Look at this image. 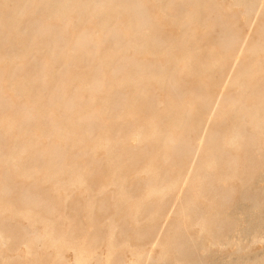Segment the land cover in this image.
Here are the masks:
<instances>
[{
	"label": "rangeland",
	"instance_id": "374dc122",
	"mask_svg": "<svg viewBox=\"0 0 264 264\" xmlns=\"http://www.w3.org/2000/svg\"><path fill=\"white\" fill-rule=\"evenodd\" d=\"M64 1L0 0V237L8 241L6 245L0 243V264H50L60 253L73 259V252L67 247L82 242L97 253L120 251L124 258H130L131 249L156 251L155 245L175 230L181 232L184 243H189L187 247L195 241L199 248L196 229L184 221L180 212L191 198L199 202L211 199L214 189L202 196L195 180L205 173L210 153L227 152L221 138L216 141L221 147L215 149L212 145V152L206 154L197 151V145L208 140L215 123L228 127L222 139L231 136L237 113L232 108L223 120L217 118L212 125L208 122L222 97L225 106L237 102V90L227 87L229 81L252 69V64L259 70L257 82L264 81L263 55L242 56L264 35L262 0H256L249 16L232 7L230 0H201L196 8L200 22L195 31L169 22L184 17L191 8L183 0H111L110 7H105L106 0H100L102 15L94 0ZM121 2L122 12L118 7ZM47 3L54 8L47 10ZM60 11L68 15L66 20H58ZM156 14L160 17L158 23L139 26ZM158 31L159 38L151 50L127 47L138 35L148 39ZM216 57H221L223 63L210 65ZM199 62L210 66L202 70ZM143 71L165 72L164 88L146 82L137 89L129 83V77L135 78ZM202 77L207 83L199 82ZM173 79L178 80L181 92V99H174L177 107L187 108L184 102L193 98L196 115H189L184 109L182 119L188 125L180 130L177 125L165 124L157 145L135 146V131L149 125L161 96L166 99L173 95L169 85ZM16 86L24 88L16 91ZM258 91L252 90L246 103L251 106L259 99L256 112L264 113V100ZM128 97L138 103L126 109L123 103ZM71 121L77 133L72 141L65 143L52 136L58 123ZM238 133L243 140L228 152L230 157L221 156L217 169L208 170V178L202 181L204 185L214 179L233 193L232 198L216 206L217 218L240 196V171L259 168L260 154H264V143L254 137L251 126L243 125ZM118 135L123 136V147L113 164L108 165L104 151L93 150L100 140ZM170 135V162L162 164L163 144ZM233 157L239 159L241 169L228 164L227 158ZM152 158L160 160L161 178L175 176L176 182L161 200L155 197L147 202L148 188L142 172ZM70 170L77 173L80 181L72 179ZM115 177L124 185L127 200L120 199L112 186ZM260 180L264 184V176ZM133 202L138 205L130 207ZM137 210L142 213L134 215ZM47 220L59 232L71 227L78 233L71 234L66 248L54 246L51 237L32 245L40 256L33 262L23 255L29 245L25 233L47 231ZM149 224H154V228H148ZM138 225H145L150 231L138 230ZM221 228L216 221L209 231L213 234L202 238L203 245ZM84 232L88 236L82 240ZM50 235L48 231L47 236ZM227 235H235L234 230L229 228ZM110 239L113 246H109ZM254 250L263 252L264 245H257ZM18 254L22 257L12 261Z\"/></svg>",
	"mask_w": 264,
	"mask_h": 264
},
{
	"label": "bare ground",
	"instance_id": "6f19581e",
	"mask_svg": "<svg viewBox=\"0 0 264 264\" xmlns=\"http://www.w3.org/2000/svg\"><path fill=\"white\" fill-rule=\"evenodd\" d=\"M73 1L75 0H65L64 4ZM183 1H185L191 8L187 12V14L179 20H169L170 24L179 26L180 28H187L193 31L198 30V23L200 21L198 19L199 13L196 8L198 5L201 4V0ZM230 1L232 7L240 9L242 13L246 16L250 15L256 5V0ZM94 3L98 12L101 13L103 2H100V0H94ZM111 4V0L105 1V7H110ZM261 4L264 6V0L261 1ZM118 7L121 8L122 12L124 10V2L118 3ZM45 8L47 10H50L54 7L52 4L47 3ZM139 10H143V8H139ZM119 13L120 10L118 9V14ZM102 14L103 12L101 13V15ZM67 18L68 15L63 14L62 11H60L58 20L64 21ZM147 19L148 20L146 22H142V24H140L139 26L152 27V25H155L159 22L160 17L158 14H156L154 16L151 15V17ZM161 26L163 25L161 24ZM116 34L118 36L121 35L119 32ZM159 34V31L155 32L154 36L148 39L145 38V35H138L132 41V43H129L127 45V47L134 50H140L145 47L144 50L149 51L153 48V43L156 42L157 38H159ZM168 54H170V51L168 52ZM251 55H255V57L263 55L262 57L264 58V35H261L258 40L254 42V44L249 46L246 51L242 53L243 57ZM191 61L192 59L188 60V62ZM222 63L223 59L221 57H216L213 58L209 64L216 66L217 64L221 65ZM198 64V67H203L202 70H207V68H209L210 66L206 62L204 64L199 62ZM250 67L252 69L248 70L246 73L238 77L233 78L227 83L228 88H235V90H237V102L235 104H230V107L229 104L225 106L224 97H222L220 100H218L219 102L217 104V107L213 110V113L208 119V122L210 123V125H212L215 123L217 118L223 120L224 114L230 112L229 110L233 109L234 111H236V117L233 118L235 120V123L234 127L232 128L231 136L226 139H222L221 135H223L224 130H227L228 127H225L223 124H221L222 122H220L215 123L217 126L213 131L211 130V132L208 133V140H206V142H197V151H199L200 153L204 152L206 154V152H212L210 147L212 145L215 149L218 146L221 147L219 141L216 144V141L221 138L220 141L224 143L222 145V148L224 152H227L225 154L216 151H214V153H210L208 160L205 164V173L201 177L199 176V179L195 180V183L200 189V193L202 196L206 197L205 192L214 189V195L211 197V199H204L199 202L191 198V200H188V203L185 206L186 208L184 207V209L180 212V214H183V217L185 218L184 221H189L191 224L190 227L196 229L198 233L197 240H200L199 248L195 246V241H192V243L190 242L192 246L187 247V244L189 243H184L181 232L179 230H175L170 233L168 237L162 239L159 243H157V245H155L156 251H141L137 249H131L129 251L131 257L124 258V255L120 253V251L109 252L106 254L97 253L92 246L86 245L83 242L77 245L76 247H67L66 245L69 241V238L71 237V234L73 232L78 233V229L69 227L66 231L59 232L55 229L54 223L51 220H47L44 224L47 231H35L33 233H25V239L27 240V242H29V245L26 246L25 253L23 254L24 257L33 262H37L40 256L39 253L32 248V245L42 242L47 237H51L54 246H60L62 248L67 247V250L73 252L74 257L73 259H69L66 258V255L60 253L58 256L53 257L52 262H50V264H264V251L256 252V250H254L255 246L264 245V184H262V181L260 180V177L264 176V154H260L262 156V161L261 166L259 168H251L244 170L242 169L240 171L241 177L238 179L240 181V196L232 204L231 208H229L225 213H222L220 218L216 217V206L221 201H228V198H232L233 193L231 191H228L227 187L221 186L219 181V183L215 182L214 179L209 180L204 183V185H202V181L205 178H208V176H206L208 175V170L217 169L221 162H218V160L222 158L221 156L225 155L224 157H226L229 155L230 157V153L228 152L233 147L238 146V144H240V142L243 140L240 137V134L238 133L240 127H242L243 125L251 126L254 133V137L259 140H262V142L264 143V113L256 112L258 108V102H261L259 101V99H257V101L254 102V105L251 106L246 103V96L249 95L252 90H256V88L257 90H259L258 95L261 99L264 100V87H257L258 84L264 85V81L258 80L257 82L256 76L259 75V70L255 69L256 66H254V64H252ZM165 75V72L161 71L155 73H147L143 71L135 78L129 77L128 81L129 83L134 84L137 89L141 88V86L146 82H152L157 87L164 88ZM199 82L204 83L206 82V80L202 77L199 79ZM169 85L172 86L173 95L168 96L166 99L161 96L158 106L156 108L157 113L154 116L153 114L151 115L152 119L150 117L149 125H147V127H140L135 131L133 136L135 146L140 145L142 143L153 146L157 145L159 140H161L162 128L165 124L171 123L173 125H177V127H180V130L182 127H185V125H188L187 122L185 123V121L182 119L186 111L184 109L188 110L189 115H196L197 110L195 109L196 107H194L195 104L193 98H189L191 100L188 99L186 102H184L185 105H187V108L177 107L174 99H181V97L178 96L181 94L180 90H178L177 88V86H179L178 80L173 79L169 81ZM23 86H16L14 89L16 91H21L22 89L20 88H24ZM111 100V102H114V97H112ZM135 102L138 103V101H135L134 99L128 97L123 103L124 108L127 109L128 107L132 106ZM227 107L230 108L227 109L228 111L226 110ZM96 116L97 118H99L100 113H97ZM245 119H248V121H245ZM73 125L74 124L72 123V121L68 122V124L58 123L52 131V136L58 137L59 140H64L65 143H69L74 139L77 134L76 131L73 129ZM172 141L173 139L170 135L169 137H167V143L163 144L164 151H162V157H160L162 164L170 162L169 155L167 154V152L169 149L168 147L170 146L168 144H171ZM77 142L80 143L81 138H78ZM122 144V135L107 137L104 140H100L98 144L96 143L93 151H96L97 149H102L105 153L106 164L109 165L113 164V161L117 158V155L122 150ZM228 158L227 162L230 166L232 165L231 168L236 167V169H241L239 168V159H236L234 157L231 159ZM159 162L160 160L158 159L157 161H155L153 158L150 159L145 167V170H143L142 172L148 188V192L145 197V200L147 202L151 201L155 197H158L161 200L165 196L167 191H170V189L173 188L176 182L175 176L171 177L170 179H166L165 177L161 178V168L160 166H158ZM63 167L69 168L68 165L64 164ZM70 172L73 176V180L80 181V177L77 175V173H75L74 170H70ZM191 176H194V174ZM112 182V186L118 191L120 199L125 198L127 200L128 197L124 185L118 182L117 177H115ZM194 190L195 187L192 188V192H194ZM218 191H221L220 194H218ZM136 204L138 205V203L133 202V204H130L129 206H136ZM44 207L48 208V205H44ZM129 210L131 211L132 209L129 208ZM53 212L55 213L56 211ZM137 213L140 214L142 213V211H133L134 215H137ZM216 221H218L222 225V228L219 231L220 233L215 237H211L212 239L209 240L210 242L208 244L203 245V242H201L202 238L205 234H213V232L209 233V231H211ZM144 227L145 225H138L137 228L138 230L139 228H141L142 231L149 230L148 228H154V224H149L148 228ZM229 228H232L234 230L235 235H233L232 237H229L230 234L227 235V231ZM24 229L25 228H23V230ZM48 231L49 233H51L50 236H47ZM82 235V240L87 239L88 235L86 232H84ZM111 239L114 240V237H111ZM111 239L109 240L111 244L109 246H113L112 243H114L111 242ZM7 242L8 241L6 239L0 237L1 245H6ZM162 244H164L166 247L162 248ZM227 248L230 249L229 253L226 252ZM198 249H200L202 253L196 255L194 252H197ZM82 253H84V256ZM193 253L196 255V257L194 258L191 256L193 255ZM170 256H175L176 258L171 259ZM20 257H22V255L18 254L17 257L15 256L12 258V261L16 262V260H18L16 258ZM178 258H183V261H180Z\"/></svg>",
	"mask_w": 264,
	"mask_h": 264
}]
</instances>
